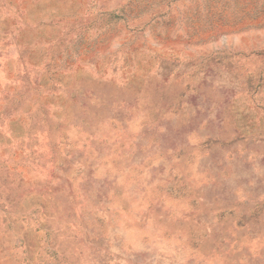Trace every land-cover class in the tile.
Listing matches in <instances>:
<instances>
[{
	"label": "rangeland",
	"instance_id": "rangeland-1",
	"mask_svg": "<svg viewBox=\"0 0 264 264\" xmlns=\"http://www.w3.org/2000/svg\"><path fill=\"white\" fill-rule=\"evenodd\" d=\"M0 264H264V0H0Z\"/></svg>",
	"mask_w": 264,
	"mask_h": 264
}]
</instances>
